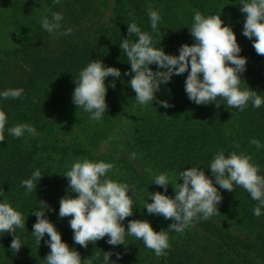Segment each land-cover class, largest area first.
Wrapping results in <instances>:
<instances>
[{"label": "trees", "instance_id": "trees-1", "mask_svg": "<svg viewBox=\"0 0 264 264\" xmlns=\"http://www.w3.org/2000/svg\"><path fill=\"white\" fill-rule=\"evenodd\" d=\"M109 1L60 0L55 4L41 0L40 4L37 0H0V91L24 90L18 99L0 100V111L8 118L4 141H0V189L25 218V228L16 230L24 244L18 253L10 250L13 235L0 233V264H45L50 249L43 240L38 246L31 233L36 222L31 212L37 209L45 211L70 249H75L82 260L88 259L82 264H103V252H112L110 259L115 264H264V214L253 215L257 202L238 186L233 192L217 186L222 196L217 206L220 213L207 221L195 220L183 233L169 232L166 256H155L141 241L127 235L126 246H110L107 237L89 242L86 248L73 242L68 224L71 217L59 218L58 212L62 197L77 195L68 190L67 178L63 177L77 158L120 166L126 176L108 178L134 186L138 196L133 215L125 218L123 225L127 228L129 220H148L157 232L166 230L172 221L148 215L143 209L149 192L163 193L160 186L151 185L150 173L167 172L177 177L185 168L196 166L211 176L209 161L218 150H224L226 155L233 151L250 155L251 162L260 168L259 174L264 175V148L257 150L249 144L253 138L264 144V105L255 109L249 104L239 111L220 98V107L196 105L184 91L185 73L173 76L156 93L158 100H167L171 107L165 109L155 101L141 107L127 83L131 77L124 75L130 65L119 47L121 40L128 38L127 23L134 20L142 31L152 34L154 45L160 41L159 47L166 54L178 55L181 45L194 43L188 28L195 11L205 16L220 15L234 31L242 49L240 55L247 58L240 87L248 86L264 96V56L258 55L252 42L242 35L244 14L239 0H112V18L105 23L104 8ZM149 5L162 17L158 25L161 36L150 28ZM45 9L62 12L63 27H71V35L52 36L44 31L39 19ZM91 60L121 71L115 88L107 89V110L99 122L90 121L89 114L72 103L74 78ZM150 67L156 70L155 65ZM113 79L108 77L106 86ZM116 116L124 120L112 134L113 148L105 155H93L80 142V133L95 147L111 134ZM19 123L33 125L37 135H8L6 129ZM36 168L43 177L36 191L25 195L20 181ZM164 194L174 195L170 186ZM128 195H133L131 190ZM223 222L240 229L247 239L223 228ZM44 239H48L47 234Z\"/></svg>", "mask_w": 264, "mask_h": 264}, {"label": "clouds", "instance_id": "clouds-1", "mask_svg": "<svg viewBox=\"0 0 264 264\" xmlns=\"http://www.w3.org/2000/svg\"><path fill=\"white\" fill-rule=\"evenodd\" d=\"M52 2L59 4L60 0ZM37 3L41 4V0H37ZM239 5L240 12L244 14L242 35L252 42L258 55L264 56V0H239ZM147 16L152 33L161 36L158 25L162 17L159 12L149 5ZM63 21L62 12L49 13L47 9L39 19L41 28L50 35L69 36L73 29L64 28ZM188 29L194 43L191 46L181 45L178 55H173L166 54L159 47L160 41L158 46L154 45L152 34L142 31L134 20L127 23L128 38L122 39L119 47L130 65V70L124 75L131 77L127 83L135 93L136 103L143 107L153 105L155 101L165 109L171 107L167 100H158L155 94L161 85L170 83L173 76L187 73L184 91L189 101L196 105L220 107L222 104L218 98L225 101L229 108L239 111H244L249 104L255 109L264 105V96L248 86L243 89L240 87L247 58L240 55L242 49L232 27L225 25L220 15L205 16L195 11ZM130 36L136 39L129 40ZM151 65L156 66L155 71ZM108 77L114 79L106 86L105 80ZM120 77L121 71L118 68L106 66L100 60H91L74 78L72 103L77 109L88 113L90 121H101L107 110V89L115 88V79ZM23 92V88L2 90L0 100L18 99ZM7 119L6 113L0 111V141H4ZM6 131L13 138H21L25 134L37 135V129L29 123L16 124ZM249 144L257 150L264 148L259 139H250ZM132 155L135 157V153ZM112 168L111 163L103 160L77 158L63 175L67 178L68 190L77 195H66L60 199L58 216L71 217L68 224L73 232L72 239L81 247L86 248L89 242L105 237L110 246H126L127 235L141 241L155 256H166L165 250L170 247L169 232L183 233L191 228L195 220L207 221L219 212L217 206L222 196L217 186L228 192H233L234 186L243 188L250 199L257 202L252 210L253 215L260 217L264 214V175L259 174V166L252 163L251 156L243 152L233 151L226 155L224 150H218L208 164L211 176L196 166L180 171L174 183L167 172L156 175L150 173L151 185L160 186L163 193L149 192L143 209L147 210L148 215L171 220L166 230L155 231L148 220H129L125 228L122 222L133 215L137 190L127 183L108 178L107 173ZM42 177L40 169L36 168L29 178L20 181L25 195L36 191ZM178 180L183 182L178 183ZM169 185L172 186L173 196L164 194L168 192ZM130 190L132 196L128 195ZM0 197H3L0 199V233L13 235L10 250L16 254L24 245L16 230L25 228V218L7 202L3 189H0ZM44 212L38 209L31 212L36 217L31 233L38 246L43 240L44 245L50 249L44 259L45 264H82L88 260H82L75 249H70L62 241L61 234L45 217ZM45 234L48 236L46 240ZM103 253V264L109 261L115 264L110 259L112 252ZM116 255L119 259V253Z\"/></svg>", "mask_w": 264, "mask_h": 264}, {"label": "rangeland", "instance_id": "rangeland-1", "mask_svg": "<svg viewBox=\"0 0 264 264\" xmlns=\"http://www.w3.org/2000/svg\"><path fill=\"white\" fill-rule=\"evenodd\" d=\"M112 9H113V5H112V0H110L106 7L104 8V16H103V21L105 23H108L110 21V19L112 18ZM156 97L158 94H155ZM143 107H148L147 106H143ZM124 120V118L122 117H117L113 119V123H112V130H111V134L109 136H106V138L102 139L97 146L93 147L90 144V141L88 139H86L85 137L82 136V134L80 133V137H82V139H80V142L86 147V149L92 153L93 155L96 156H102L105 155L110 149L113 148V144L111 143V141L113 140L112 134L115 132V130L118 129V127L121 125L122 121ZM113 168L112 170L107 173V176H113L114 178H122L125 177L126 174H124V171L122 170V168L116 164H113ZM172 177V182L174 183L177 179V177L174 174H169ZM179 183V180H178ZM171 188L172 186L169 185ZM173 191V189H172ZM221 226L229 231H231L232 233H234L235 235H237L240 238H244L247 239L246 235L240 231V229L234 227L233 225H230L229 223H221Z\"/></svg>", "mask_w": 264, "mask_h": 264}]
</instances>
